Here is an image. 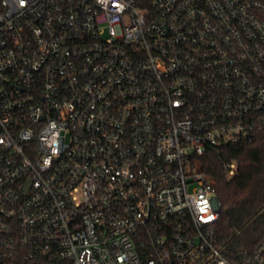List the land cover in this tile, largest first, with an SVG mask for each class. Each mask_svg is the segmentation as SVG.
<instances>
[{
  "label": "built area",
  "instance_id": "2783aa9c",
  "mask_svg": "<svg viewBox=\"0 0 264 264\" xmlns=\"http://www.w3.org/2000/svg\"><path fill=\"white\" fill-rule=\"evenodd\" d=\"M260 138L264 0H0V264H264L200 159Z\"/></svg>",
  "mask_w": 264,
  "mask_h": 264
},
{
  "label": "trees",
  "instance_id": "16d2710c",
  "mask_svg": "<svg viewBox=\"0 0 264 264\" xmlns=\"http://www.w3.org/2000/svg\"><path fill=\"white\" fill-rule=\"evenodd\" d=\"M204 171L214 178L221 201L217 237L227 252L253 248L264 237V140L227 144L200 156ZM236 162L229 176L224 163Z\"/></svg>",
  "mask_w": 264,
  "mask_h": 264
}]
</instances>
